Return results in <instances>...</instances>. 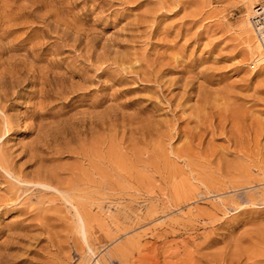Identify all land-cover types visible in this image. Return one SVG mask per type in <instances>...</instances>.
Wrapping results in <instances>:
<instances>
[{
  "label": "rangeland",
  "instance_id": "374dc122",
  "mask_svg": "<svg viewBox=\"0 0 264 264\" xmlns=\"http://www.w3.org/2000/svg\"><path fill=\"white\" fill-rule=\"evenodd\" d=\"M255 2L0 0V264H264Z\"/></svg>",
  "mask_w": 264,
  "mask_h": 264
},
{
  "label": "built area",
  "instance_id": "2783aa9c",
  "mask_svg": "<svg viewBox=\"0 0 264 264\" xmlns=\"http://www.w3.org/2000/svg\"><path fill=\"white\" fill-rule=\"evenodd\" d=\"M254 7L252 25L264 52V0H256Z\"/></svg>",
  "mask_w": 264,
  "mask_h": 264
},
{
  "label": "bare ground",
  "instance_id": "6f19581e",
  "mask_svg": "<svg viewBox=\"0 0 264 264\" xmlns=\"http://www.w3.org/2000/svg\"><path fill=\"white\" fill-rule=\"evenodd\" d=\"M248 5V3H247ZM253 11L255 12V7L253 8ZM249 12L245 17H247V31L251 34L250 37H252V41H253V54H254V59H256V61H261V63L264 64V52L262 50V46L258 40L257 35L254 32V28L252 25V19H251V12L250 11H246ZM254 66V65H252Z\"/></svg>",
  "mask_w": 264,
  "mask_h": 264
}]
</instances>
